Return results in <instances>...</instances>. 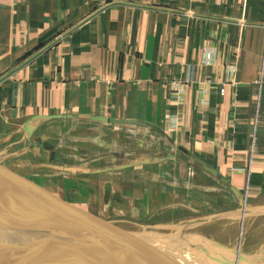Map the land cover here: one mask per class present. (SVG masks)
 Masks as SVG:
<instances>
[{
	"label": "crops",
	"instance_id": "crops-1",
	"mask_svg": "<svg viewBox=\"0 0 264 264\" xmlns=\"http://www.w3.org/2000/svg\"><path fill=\"white\" fill-rule=\"evenodd\" d=\"M0 188L135 229L262 197L264 0H0Z\"/></svg>",
	"mask_w": 264,
	"mask_h": 264
},
{
	"label": "water",
	"instance_id": "water-1",
	"mask_svg": "<svg viewBox=\"0 0 264 264\" xmlns=\"http://www.w3.org/2000/svg\"><path fill=\"white\" fill-rule=\"evenodd\" d=\"M87 223L58 225L31 221L0 188V264H17L14 260L18 259L32 264H172L98 241L86 228H80Z\"/></svg>",
	"mask_w": 264,
	"mask_h": 264
},
{
	"label": "rangeland",
	"instance_id": "rangeland-1",
	"mask_svg": "<svg viewBox=\"0 0 264 264\" xmlns=\"http://www.w3.org/2000/svg\"><path fill=\"white\" fill-rule=\"evenodd\" d=\"M244 209H246V212L242 214ZM198 221V225L193 227L189 226V224L195 221L152 229H135L124 227L120 224L114 225L110 222L102 224V222L92 221L80 228H86L88 230L86 231L87 233L100 239H121L129 242L139 240L146 243L169 244L174 246L180 255H190L189 261L191 263L199 262L203 258H212L214 255L212 253L218 254V251L210 247V245H217V247L225 249L240 246L239 253L230 251L234 253L228 254L230 259L220 262L222 264H235L237 262L241 264H264V195L253 203L244 204V208L242 207L237 211ZM179 225H187L189 227L185 228ZM176 232L180 233L178 235L180 237L183 233L184 237H182L186 243L181 242L178 238H174L176 240L169 238ZM186 239L193 240H188V242ZM155 240L159 242H152ZM162 241L172 242L161 243ZM187 243H190V245L186 247ZM205 243L209 246H205Z\"/></svg>",
	"mask_w": 264,
	"mask_h": 264
},
{
	"label": "bare ground",
	"instance_id": "bare-ground-1",
	"mask_svg": "<svg viewBox=\"0 0 264 264\" xmlns=\"http://www.w3.org/2000/svg\"><path fill=\"white\" fill-rule=\"evenodd\" d=\"M245 212H246V209L243 210L242 214H245ZM198 223H199V221L195 220V222L190 223L189 226L193 227V226L198 225ZM179 226H183L185 228L189 227L187 225H179ZM179 234L176 232V233H174V235H172L170 237L168 236V237L171 239H174V238L177 239L178 238L181 242L186 243L185 239L183 238L184 237L183 233H182L183 237L178 236ZM185 237H187V236H185ZM188 237H190V236H188ZM176 239H174V240H176ZM97 240L109 242V243H112L116 246H119V247H122V248H125L128 250H134V251L142 252V253H145L151 257L158 258V259L164 260V261L172 263V264H222L221 262H223L224 260L230 259V257H228L229 253H231V252L239 253V251H240V246L239 247L237 246V248L233 247V248H226L225 249V248H221V247L219 248V247H217V245L216 246L210 245V247H213L215 250L218 251V254L212 253V254H214L212 258L211 257L206 258V259L203 258V259H200L201 261H199V262L191 263V261H189L190 255H187V254H184V256L180 255L178 253V250L176 248H174V246L169 245V244L161 245V244H156V243H146V242H142L139 240H136L134 242H129V241L121 240V239H115V240L100 239L99 237ZM188 240L192 241L193 239H186V241H188ZM152 242H159V241L155 240ZM169 242H172V241H162L161 243H169ZM188 245H190V243H187L186 247ZM205 246H209V245H206V243H205ZM234 253H231V254H234ZM223 255H225V256H223ZM210 259L214 260V261H211ZM207 260H209V261H207ZM14 262H16L17 264H32L25 259L14 260ZM235 264H241V263L237 262Z\"/></svg>",
	"mask_w": 264,
	"mask_h": 264
}]
</instances>
